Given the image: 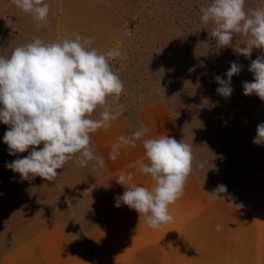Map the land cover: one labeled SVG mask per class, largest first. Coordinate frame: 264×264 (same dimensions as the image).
Wrapping results in <instances>:
<instances>
[{
    "label": "crops",
    "instance_id": "1",
    "mask_svg": "<svg viewBox=\"0 0 264 264\" xmlns=\"http://www.w3.org/2000/svg\"><path fill=\"white\" fill-rule=\"evenodd\" d=\"M45 2L51 11L47 22L37 27L29 13L11 0H0V23L14 37L30 42L37 37L46 43L63 42L70 35L73 39L75 34L91 37V47L101 53L103 44L118 34L112 14L103 22L99 14L83 30L68 33L52 24L56 6L84 5L95 14L103 0ZM213 111L208 120L199 116L183 124L164 100L115 110L116 119L107 131L90 134L91 147L104 158L105 167H80L83 176L70 181L77 190L68 192L60 214L6 248L0 264H264V145L253 144L257 125L264 122V101L255 94L245 96L241 84ZM141 125L148 128L143 139L167 135L183 140L192 146L194 157L184 195L169 206L173 222L158 229L149 228L143 214L127 205L115 206L125 187L151 190L155 185L150 175L138 171L141 163H148L143 139L135 148H121L115 161L108 157L119 137ZM129 173L133 175L129 184L116 182ZM221 184L230 199L210 198L208 192Z\"/></svg>",
    "mask_w": 264,
    "mask_h": 264
},
{
    "label": "clouds",
    "instance_id": "2",
    "mask_svg": "<svg viewBox=\"0 0 264 264\" xmlns=\"http://www.w3.org/2000/svg\"><path fill=\"white\" fill-rule=\"evenodd\" d=\"M11 4L31 14L37 27L47 22L50 5L45 0H11ZM201 13V21L213 25L208 34L217 49L231 47L245 58H250L254 49L264 51V7L246 8V0H212L201 7ZM237 34L246 38L244 44L237 38L232 43ZM92 39L75 34L73 39L46 43L37 37L16 47L9 57L0 56V122L8 126L3 142L9 155L28 152L6 167L22 180L41 177L54 183L59 176L57 170L70 160H75L77 167H105L104 158L91 147L90 134L100 129L107 131L116 119L109 98L118 100L124 84L109 61L120 58L122 53L115 48L101 53L91 47ZM242 67L231 62L224 76L214 77L218 94L231 96L232 78L239 75ZM248 70L254 79L243 82V94H255L264 101V55L252 60ZM98 107L103 111L93 118ZM147 132L148 128L141 125L131 135L119 137L109 159L115 161L121 148H135ZM253 144L264 145V122L257 125ZM40 145L43 146L38 149ZM143 148L148 163H141L138 171L150 175L155 185L151 190L136 185L125 187L123 194L116 197L115 206L127 205L139 216L143 214L149 228L158 229L173 222L169 206L184 195L187 178L193 171L192 146L163 135L143 139ZM132 180L129 173L121 174L116 182L125 186ZM208 193L212 199H230L223 184ZM216 229L220 230V225Z\"/></svg>",
    "mask_w": 264,
    "mask_h": 264
},
{
    "label": "rangeland",
    "instance_id": "3",
    "mask_svg": "<svg viewBox=\"0 0 264 264\" xmlns=\"http://www.w3.org/2000/svg\"><path fill=\"white\" fill-rule=\"evenodd\" d=\"M211 2L103 0L100 10L97 8L95 11L96 15L84 5L66 4L56 6L52 24L56 28L60 26L63 32H72L83 30L84 24L94 17L98 20L99 14L102 22L109 19V14L116 15L118 34L112 41L103 44L102 51L115 48L122 53L120 58L109 61L124 84V91L118 100L109 98L113 109L139 108L164 100L175 117L186 124L199 116H206L204 120L210 119L213 108L226 99L216 91L219 87L214 80L216 75L224 76L231 62L242 65L239 75L232 78L234 89L247 81L251 61L264 55L261 49H254L250 58L235 53L231 47L217 49L215 40L208 34L212 23L205 25L200 18L201 7ZM108 6L110 10L106 9ZM255 7H264V0H246V8ZM30 18L29 21L33 20L31 14ZM75 23L79 24L78 28ZM70 36L67 38L71 39ZM236 38L240 44L245 43L246 38L237 34L233 44ZM29 42L5 31L1 21L0 56L7 58L16 47ZM101 111L103 108L98 107L93 118H98ZM7 129L8 126L0 122V254L31 235L35 228L51 222L50 218L55 213L60 214L68 192L77 190L70 181L78 180L81 174L83 176L75 160H70L64 168L57 170L59 176L54 183L41 177L22 180L6 164L17 157L27 156L28 152L9 155L8 146L3 142ZM230 169H236L235 163L231 162ZM252 169L255 170L254 167Z\"/></svg>",
    "mask_w": 264,
    "mask_h": 264
},
{
    "label": "built area",
    "instance_id": "4",
    "mask_svg": "<svg viewBox=\"0 0 264 264\" xmlns=\"http://www.w3.org/2000/svg\"><path fill=\"white\" fill-rule=\"evenodd\" d=\"M254 79L253 74L249 71L246 76V80L251 82Z\"/></svg>",
    "mask_w": 264,
    "mask_h": 264
}]
</instances>
